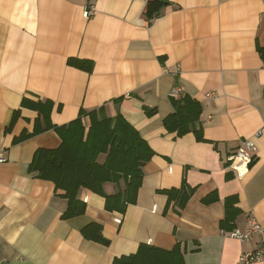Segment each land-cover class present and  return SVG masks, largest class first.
<instances>
[{"label": "crops", "instance_id": "1", "mask_svg": "<svg viewBox=\"0 0 264 264\" xmlns=\"http://www.w3.org/2000/svg\"><path fill=\"white\" fill-rule=\"evenodd\" d=\"M149 1L0 0V264H114L141 245L179 246L184 264H243L264 250V232L240 242L222 228L227 209L232 229L250 217L264 228V0H163L151 10ZM185 97L201 106L202 140L164 126ZM24 98L51 101L53 127L122 115L154 153L136 204L111 213L81 190L84 215L62 219L67 201L31 171L39 149L62 141L50 129L16 142L43 124ZM246 140L257 153L238 173L230 158ZM184 183L195 190L179 211L163 192ZM92 224L108 245L85 237Z\"/></svg>", "mask_w": 264, "mask_h": 264}, {"label": "trees", "instance_id": "2", "mask_svg": "<svg viewBox=\"0 0 264 264\" xmlns=\"http://www.w3.org/2000/svg\"><path fill=\"white\" fill-rule=\"evenodd\" d=\"M162 4L163 0H150L149 9ZM174 105L176 112L164 123L167 131L176 133L179 137L194 132L202 140L201 130H196L195 126L202 113L200 104L185 97L182 102L174 101ZM52 107L51 101L34 103L24 98L22 108L37 111L43 124L38 122L32 134H25L16 142L50 129L58 131L62 141L60 147L55 150L39 149L31 171L37 173L40 180L53 183L55 195L67 201L62 219L69 220L84 215L86 204L79 199L81 190L103 197L108 212L124 214L128 206L136 204L143 180L142 168L154 156L147 142L122 115L107 118L101 116V113L92 112L82 114L66 126L53 127L49 120ZM85 117H89L88 127L83 122ZM101 156H105L104 163L99 161ZM122 181L125 185L123 191L115 195L105 193L106 184L119 185ZM194 190L184 183L180 189L163 193L168 196L169 204L175 202L179 211H182ZM213 201L214 198H207L204 203L210 204ZM230 213L227 209L222 228L233 231V226H228L235 219ZM83 233L89 240L109 244L100 225L92 224ZM114 264H184V259L179 246L169 252L141 245L135 254L118 258Z\"/></svg>", "mask_w": 264, "mask_h": 264}, {"label": "built area", "instance_id": "3", "mask_svg": "<svg viewBox=\"0 0 264 264\" xmlns=\"http://www.w3.org/2000/svg\"><path fill=\"white\" fill-rule=\"evenodd\" d=\"M95 13L94 9L86 10L84 16L89 18ZM184 92L181 87H176L172 91L173 98H180L183 96ZM215 97L214 93H209L206 95L207 99H213ZM260 134V133H259ZM258 134V135H259ZM257 153V147L254 141L246 140L238 145L235 153L230 158L233 169L240 173L241 171H246L249 165L254 161L255 155ZM0 162H5L3 157H0ZM264 232V228L254 217H250L247 220L245 228L234 229L229 233L230 238L236 239L240 242H247L253 239L255 236H259ZM264 261V250H259L255 253L244 254L241 257V262L243 264H253Z\"/></svg>", "mask_w": 264, "mask_h": 264}]
</instances>
